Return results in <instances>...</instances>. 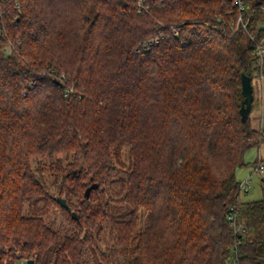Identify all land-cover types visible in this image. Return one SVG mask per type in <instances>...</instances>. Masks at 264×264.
<instances>
[{"label":"trees","instance_id":"16d2710c","mask_svg":"<svg viewBox=\"0 0 264 264\" xmlns=\"http://www.w3.org/2000/svg\"><path fill=\"white\" fill-rule=\"evenodd\" d=\"M242 1L0 0V264H91L87 250L95 264H264V185L243 201L237 177L264 143L241 114L242 74L264 70V0ZM60 153L52 193L43 162ZM52 209L75 226L61 239Z\"/></svg>","mask_w":264,"mask_h":264},{"label":"rangeland","instance_id":"374dc122","mask_svg":"<svg viewBox=\"0 0 264 264\" xmlns=\"http://www.w3.org/2000/svg\"><path fill=\"white\" fill-rule=\"evenodd\" d=\"M254 86L255 88L258 87V82L256 79H254ZM65 154L60 153L56 155L55 157H48L44 160L43 163H46V181L48 188L50 189L52 193H57L61 186V183H63L62 174L59 176L56 174L55 169L56 165H51V162L54 160H58L57 158H64ZM258 157V147H253L250 150H248L245 154V161L251 162L248 166H243L237 170V177L241 182H245L249 186L248 191L242 190L241 193V199L243 201H248L252 199H260L263 197V185H264V170L262 172L255 171V165L253 162ZM54 158V159H53ZM115 161V168L117 170H126L127 166L129 165V162L131 161V152H130V146L125 145L122 147L120 156H118ZM33 165L35 166L36 160L35 158L32 161ZM63 166H66V161H63ZM118 175H114L111 178V181L116 180ZM111 181L109 183H111ZM107 184L110 194H112L115 198H120L121 195H118L116 192L120 190V185L115 182L113 184ZM111 185V186H110ZM69 188L73 189L76 185L74 181L68 182ZM83 188L81 189V196L83 195ZM113 211L115 213V216L127 218L128 212L130 210V207L127 203H114ZM148 213L146 211H143L140 215V221L139 226H145L146 224V217ZM243 217V216H242ZM48 221L51 223L52 227H54L58 231V238L61 239L66 234H70L74 231L75 226L74 223L71 222V220L68 218V216L63 213L60 209H52V212L50 216H48ZM102 229L100 232V245L102 247H106L110 244H113L115 241V235L111 231L109 227L108 221H102ZM86 259L91 262V264H95L93 261V253L90 250H87L86 252ZM14 264H27V258H17L14 261Z\"/></svg>","mask_w":264,"mask_h":264},{"label":"built area","instance_id":"2783aa9c","mask_svg":"<svg viewBox=\"0 0 264 264\" xmlns=\"http://www.w3.org/2000/svg\"><path fill=\"white\" fill-rule=\"evenodd\" d=\"M135 1L137 4L138 11L147 10L150 7L148 0H135ZM236 2L241 9H245L246 6L242 0H236ZM248 23H249V16L246 17L245 15L241 14L237 18V20L234 22L235 29L236 30L237 29H247ZM254 53L259 57L260 64L263 65V62H264V38L260 39L259 41H256ZM262 77H263V73L256 72L254 79L262 78ZM263 170H264V163L261 162V163L255 165V171L262 172ZM241 188L244 191L249 190V186L245 182H241ZM230 218L232 219L233 224L235 225V230L240 231V229L242 227V223L238 222L236 215L231 214ZM229 264H238L237 257H234Z\"/></svg>","mask_w":264,"mask_h":264},{"label":"water","instance_id":"95a60500","mask_svg":"<svg viewBox=\"0 0 264 264\" xmlns=\"http://www.w3.org/2000/svg\"><path fill=\"white\" fill-rule=\"evenodd\" d=\"M242 94L244 96V99L241 106V114L242 120L245 121L250 115L253 106V101L255 98L252 77L245 73L242 74ZM58 200L60 201L63 207L67 208L68 210H71V207L65 197H59ZM72 216L77 219L79 218L76 211H72ZM27 264H35V259H27Z\"/></svg>","mask_w":264,"mask_h":264},{"label":"crops","instance_id":"0c3cea01","mask_svg":"<svg viewBox=\"0 0 264 264\" xmlns=\"http://www.w3.org/2000/svg\"><path fill=\"white\" fill-rule=\"evenodd\" d=\"M256 80L258 82V87L255 88L254 86L255 98L250 116L253 126L259 129H264V70L263 77L257 78ZM256 160H260L259 163H264V143L258 147V157Z\"/></svg>","mask_w":264,"mask_h":264}]
</instances>
